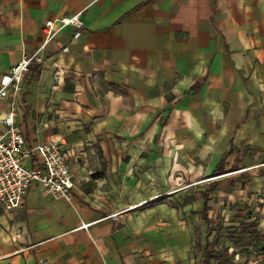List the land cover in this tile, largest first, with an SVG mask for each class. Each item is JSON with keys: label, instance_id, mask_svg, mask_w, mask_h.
Here are the masks:
<instances>
[{"label": "crops", "instance_id": "1", "mask_svg": "<svg viewBox=\"0 0 264 264\" xmlns=\"http://www.w3.org/2000/svg\"><path fill=\"white\" fill-rule=\"evenodd\" d=\"M77 13L82 35L45 45L14 116L26 147L59 143L72 197L34 182L0 204V264H200L205 204L214 226L250 204L263 234L264 0H0V79Z\"/></svg>", "mask_w": 264, "mask_h": 264}, {"label": "built area", "instance_id": "2", "mask_svg": "<svg viewBox=\"0 0 264 264\" xmlns=\"http://www.w3.org/2000/svg\"><path fill=\"white\" fill-rule=\"evenodd\" d=\"M68 27L73 29L74 40L82 35L85 25L81 13L44 21L41 46L10 67L0 79V100L9 99V111L3 119L5 131L0 133V204L6 209L18 208L24 201L29 186L34 182L41 185L42 194L45 196L71 200L72 174L59 143L50 141L26 147L21 131L14 122L15 98L22 89L31 64L41 62V52L45 45ZM67 51L68 47H65L63 52ZM33 157L38 159L37 166L26 167L24 162ZM262 226L264 228V220ZM227 253L245 264H264V249L259 250L256 245L237 252L229 244Z\"/></svg>", "mask_w": 264, "mask_h": 264}, {"label": "trees", "instance_id": "3", "mask_svg": "<svg viewBox=\"0 0 264 264\" xmlns=\"http://www.w3.org/2000/svg\"><path fill=\"white\" fill-rule=\"evenodd\" d=\"M223 170L222 161L218 164L215 169V173H220ZM216 183H212L209 186V190H214ZM208 194L204 195L205 201L208 200ZM203 219L207 223V231L206 236L209 237L214 231L215 227L212 221L207 218V208L206 204L203 209ZM245 224L241 225L238 231V235L232 236L234 238V242L241 243L245 237L250 238L251 241L259 248V250L264 249V233L258 231V219L257 217H253L252 212L248 213L244 217ZM233 235V234H232ZM196 251H199L201 254V262L200 264H210V261L220 260L222 264H241V263H233L231 260V256L227 253V248H222L220 250L212 249L208 242H205L203 247L200 248L198 243L196 244ZM245 264V263H242Z\"/></svg>", "mask_w": 264, "mask_h": 264}, {"label": "rangeland", "instance_id": "4", "mask_svg": "<svg viewBox=\"0 0 264 264\" xmlns=\"http://www.w3.org/2000/svg\"><path fill=\"white\" fill-rule=\"evenodd\" d=\"M252 198V197H251ZM246 208H250L252 209V215L253 217L256 216V209L252 208L250 204H248L246 206ZM246 208H242L239 209L231 206L230 204L225 205V212L223 213L222 210L218 211L216 210L215 212H213V219L215 222V231L212 234V237L209 238V244L210 247L212 249H216V250H220L222 248H225L226 246H228L229 244L232 245L233 249L237 252L243 251L245 250L247 247L253 245V241L250 240V238L245 237L244 240L241 243H236L234 242V238H232V240L229 242V238L228 236H231L232 234H237L236 231L233 232L231 231L229 225H226L225 223H232L233 220L237 219V217L239 218L240 214H244L246 212ZM223 213V216H222ZM262 225V223H261ZM238 229V228H235ZM238 235V234H237ZM227 239V240H226ZM231 256V260L233 263H243L241 262V260H235L234 255H230ZM211 264H222V262L220 260H211Z\"/></svg>", "mask_w": 264, "mask_h": 264}]
</instances>
